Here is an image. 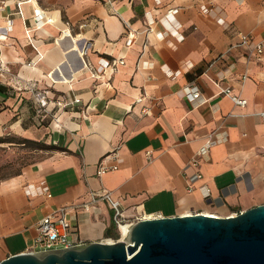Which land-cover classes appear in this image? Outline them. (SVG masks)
<instances>
[{
  "label": "crops",
  "instance_id": "1",
  "mask_svg": "<svg viewBox=\"0 0 264 264\" xmlns=\"http://www.w3.org/2000/svg\"><path fill=\"white\" fill-rule=\"evenodd\" d=\"M17 1L5 0L0 13L1 23L8 13L13 18L0 60L67 105L54 120L37 110L30 90L0 79V134L8 130L49 147L0 180V260L29 250L37 220L60 207L75 245L120 238L106 201L81 207L90 191H110L128 222L195 212L226 216L264 203V0H20L22 15ZM36 6L54 21L26 33ZM175 23L182 39L158 38L165 24ZM66 32L74 42L60 40ZM80 39L90 42L84 68L73 50ZM118 59L123 63L115 70L93 74L102 60ZM52 69V77L61 69L59 78L71 72L73 78L51 80ZM165 69L180 71L169 77ZM188 81L197 85L200 103L184 98L180 87ZM225 86L245 104L220 93ZM210 136L207 158L188 166ZM100 165L115 167L96 174ZM195 170L201 177L187 191L186 177ZM41 181L50 197L25 193V185Z\"/></svg>",
  "mask_w": 264,
  "mask_h": 264
},
{
  "label": "water",
  "instance_id": "2",
  "mask_svg": "<svg viewBox=\"0 0 264 264\" xmlns=\"http://www.w3.org/2000/svg\"><path fill=\"white\" fill-rule=\"evenodd\" d=\"M0 264H264V203L226 216L142 217L124 238L22 251Z\"/></svg>",
  "mask_w": 264,
  "mask_h": 264
},
{
  "label": "built area",
  "instance_id": "3",
  "mask_svg": "<svg viewBox=\"0 0 264 264\" xmlns=\"http://www.w3.org/2000/svg\"><path fill=\"white\" fill-rule=\"evenodd\" d=\"M4 3L5 0H0V13L4 10ZM20 3L21 1L18 0L16 2V12L22 15L21 9H20ZM173 11H169V16L172 15ZM31 24H28L25 26V32L29 33L30 29H39L43 24L45 23H52L54 21V18L50 14L44 13L38 6H36L35 13L31 17ZM215 21L223 26L224 28H229L230 24L225 21V19L222 16H216ZM152 19H149L148 24H151ZM13 26V18L10 13L5 15L3 22H0V42L3 38L7 37L10 33ZM179 24L175 23V25H169L165 24V29L163 31H158L157 36L159 39H164L167 34L175 37L177 40H180L183 38L182 34L179 31ZM236 34L238 35L239 39L242 42H245L247 40V35L242 31H237ZM64 36L68 37L71 42H74L69 32L63 33V35H59L60 40L64 38ZM81 40V39H80ZM131 35H129L127 42L130 43ZM78 41V40H77ZM166 41V40H165ZM76 43V42H75ZM254 49L257 52H261L262 50V43L260 41H257L254 43ZM90 47V42L87 40H81L80 45L76 46L75 52L77 54V57L80 61V67L84 68L88 64L84 60V55L86 54L88 48ZM74 48L71 46L66 51H69L70 49ZM38 58L41 57V53H37ZM34 61L28 60L26 62L27 66H32ZM123 63L122 59H118L117 61L108 62L107 60H102V62L99 64V66L93 71V74H98L104 70L106 67H110L111 70H115L117 64ZM57 68V67H56ZM53 69L47 73V75L50 77L51 80L55 79H62L65 82H69L73 78L72 72L70 73V76L67 79L59 78L62 77V71L61 69H57L55 73L53 74L54 77L50 76ZM180 69H176L175 71H170L168 69H165L164 73L166 76H174L178 74ZM244 77V75H243ZM0 79L9 83H12V85L16 89H27L30 90L33 99L36 105L37 110L40 113H43L44 115L49 116L50 118L57 120L56 116V110L58 108H64L66 106V102L62 101L61 99H50L46 95V90H40L36 88L35 83L23 79L15 74H12L11 71L7 67V63L0 60ZM181 92L183 93L184 98L188 102H196L200 103L202 99H200V92L197 87V85L194 83V81H188L185 84H183L181 87ZM220 93H224L229 95L230 99L233 101L236 105H244L246 100L239 97L236 94L231 93L230 87H220ZM74 102L78 101V98L73 99ZM139 99H137L138 101ZM53 103V108H47V105L49 102ZM145 109H142V112H144ZM262 116H264V113H262ZM214 142V139L208 137V139L205 141V143L197 150L196 156L191 158L188 162V166L197 167L199 159H206L207 158V152L209 146ZM149 157V151L146 152ZM115 165L110 166H104L100 165L96 169V174H100L103 171L114 168ZM201 177V173L198 170H195L193 173L188 175L186 177L187 185L186 190L190 191L193 189V181L196 179H199ZM202 194L204 197L209 196V189L206 185L202 184L199 186ZM24 191L26 194L33 195L36 193H42L46 197H50L51 193L48 189V186L44 181H41L38 185H25ZM98 201H106L110 207L113 209L114 212V223L117 225L119 229V236L122 238L121 227L124 224H127L128 226H131V224L134 222H128L124 216L122 215V212L119 207V201L117 198H115L110 191H102L99 193L90 191L89 197L86 201H83L80 205L84 209H88L92 204L98 202ZM214 215V214H213ZM137 220V219H136ZM135 220V221H136ZM68 221L65 218V208L60 207L57 208L49 213H46L42 217H40L35 225V231L36 234L32 240L31 248L27 251L31 252H46L49 250H55L60 248H66L75 245L74 241L69 237V231H68Z\"/></svg>",
  "mask_w": 264,
  "mask_h": 264
},
{
  "label": "rangeland",
  "instance_id": "4",
  "mask_svg": "<svg viewBox=\"0 0 264 264\" xmlns=\"http://www.w3.org/2000/svg\"><path fill=\"white\" fill-rule=\"evenodd\" d=\"M49 147L41 140L25 139L5 130L0 134V180L44 156Z\"/></svg>",
  "mask_w": 264,
  "mask_h": 264
},
{
  "label": "bare ground",
  "instance_id": "5",
  "mask_svg": "<svg viewBox=\"0 0 264 264\" xmlns=\"http://www.w3.org/2000/svg\"><path fill=\"white\" fill-rule=\"evenodd\" d=\"M75 44V43H74ZM76 45V44H75ZM130 226H128L127 224H124L122 227H121V233H122V236L125 237L128 233V230H129Z\"/></svg>",
  "mask_w": 264,
  "mask_h": 264
}]
</instances>
